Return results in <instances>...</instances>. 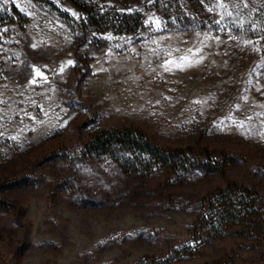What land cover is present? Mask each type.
<instances>
[{
  "label": "rangeland",
  "instance_id": "374dc122",
  "mask_svg": "<svg viewBox=\"0 0 264 264\" xmlns=\"http://www.w3.org/2000/svg\"><path fill=\"white\" fill-rule=\"evenodd\" d=\"M84 1L141 23L83 33L71 0H0V180L22 177L2 193L21 211L0 210V264H264V0ZM123 125L223 169L85 151ZM228 182L262 221L211 238L195 222Z\"/></svg>",
  "mask_w": 264,
  "mask_h": 264
},
{
  "label": "trees",
  "instance_id": "16d2710c",
  "mask_svg": "<svg viewBox=\"0 0 264 264\" xmlns=\"http://www.w3.org/2000/svg\"><path fill=\"white\" fill-rule=\"evenodd\" d=\"M71 1L84 12V16L78 21L83 33L93 30L101 32L110 27L127 32L141 23L139 12H125L113 18L106 11L93 7L84 0ZM14 11L19 13L16 7ZM84 149L91 155L115 157L118 163L128 170L142 167L154 169L159 166L172 170L193 169L199 166L208 167L216 172L223 169L221 159L214 157L208 147L197 152L189 145L165 146L133 125L95 129L86 140ZM21 181L22 177L0 180L1 211L16 213L21 211V206L15 199H8L2 195L4 191L14 188ZM262 211L260 204L245 188H237L236 183L228 182L226 188L211 200L208 212L198 216L195 228L211 238L220 237L225 235L227 229L236 221L246 222L252 217H255V221H262Z\"/></svg>",
  "mask_w": 264,
  "mask_h": 264
},
{
  "label": "snow or ice",
  "instance_id": "6c2138e0",
  "mask_svg": "<svg viewBox=\"0 0 264 264\" xmlns=\"http://www.w3.org/2000/svg\"><path fill=\"white\" fill-rule=\"evenodd\" d=\"M37 75H41V74L39 73V71H37Z\"/></svg>",
  "mask_w": 264,
  "mask_h": 264
}]
</instances>
